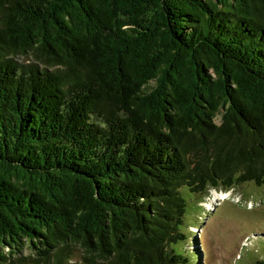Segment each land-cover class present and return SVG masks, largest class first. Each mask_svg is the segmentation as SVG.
<instances>
[{
	"label": "trees",
	"instance_id": "16d2710c",
	"mask_svg": "<svg viewBox=\"0 0 264 264\" xmlns=\"http://www.w3.org/2000/svg\"><path fill=\"white\" fill-rule=\"evenodd\" d=\"M249 182L264 0H0V264H195L184 189Z\"/></svg>",
	"mask_w": 264,
	"mask_h": 264
},
{
	"label": "rangeland",
	"instance_id": "374dc122",
	"mask_svg": "<svg viewBox=\"0 0 264 264\" xmlns=\"http://www.w3.org/2000/svg\"><path fill=\"white\" fill-rule=\"evenodd\" d=\"M184 192L190 238L182 247L199 248L201 260L197 257L195 264H250L264 256V186L249 182L231 190L211 189L204 199Z\"/></svg>",
	"mask_w": 264,
	"mask_h": 264
},
{
	"label": "bare ground",
	"instance_id": "6f19581e",
	"mask_svg": "<svg viewBox=\"0 0 264 264\" xmlns=\"http://www.w3.org/2000/svg\"><path fill=\"white\" fill-rule=\"evenodd\" d=\"M222 195H223V194H222ZM216 198L222 199L223 197H222V196H219V197H216Z\"/></svg>",
	"mask_w": 264,
	"mask_h": 264
}]
</instances>
